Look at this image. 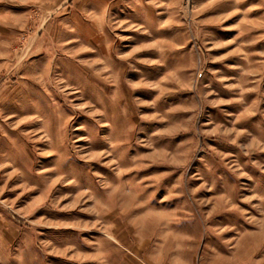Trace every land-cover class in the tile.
<instances>
[{"label": "rangeland", "instance_id": "obj_1", "mask_svg": "<svg viewBox=\"0 0 264 264\" xmlns=\"http://www.w3.org/2000/svg\"><path fill=\"white\" fill-rule=\"evenodd\" d=\"M0 264H264V0H0Z\"/></svg>", "mask_w": 264, "mask_h": 264}]
</instances>
